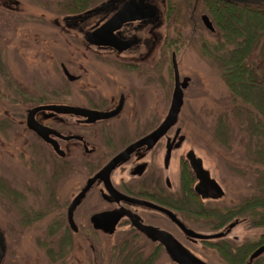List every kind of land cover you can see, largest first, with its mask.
Returning a JSON list of instances; mask_svg holds the SVG:
<instances>
[{
	"label": "flooded vegetation",
	"instance_id": "flooded-vegetation-1",
	"mask_svg": "<svg viewBox=\"0 0 264 264\" xmlns=\"http://www.w3.org/2000/svg\"><path fill=\"white\" fill-rule=\"evenodd\" d=\"M77 1L80 0H69L66 12H61V20L54 21L56 28L75 40L70 46L72 60L68 67L72 73L66 69L70 75L69 79L65 77L69 84L66 103H40L28 110L64 105L103 114L117 109L118 112L106 119L89 121L90 118L76 111L66 115L39 111L33 118L49 131V142L27 127L28 110L20 114V121L1 125L6 131L20 128L16 129L21 139L16 150L18 160L40 161L38 152L49 153L50 185L38 190L50 191L51 223L44 234L52 246L47 253L50 262L63 263L68 256L71 261L76 256L78 262L90 238L97 235L117 236L124 244L136 240L153 244L171 260L157 238L139 229L141 225L169 234L196 259V264H207L202 252L214 256L217 264H264V252L252 258L264 247V190H246L234 200L232 192L227 194L211 178L201 159L192 150H184L185 137L175 127L176 122L158 139L135 147L155 132L166 117L154 118L150 123L133 122V72L141 73L138 76L144 78L145 73L157 67L152 64L151 56L159 44L155 43V32L164 25L165 0H102L85 8L74 6ZM103 4V9L91 12ZM128 6L130 11L125 14V21L119 17L114 22ZM78 7L83 9L76 10ZM151 10H154L152 16ZM109 22H112L111 32L94 40L109 39L112 43L94 45L86 41ZM80 50L93 56L92 60L83 61L94 64L77 62ZM60 67L62 70L64 66ZM169 75L168 65L167 82ZM160 81L163 85V75ZM254 151L252 164L256 158ZM115 159L116 164L108 174H100ZM196 161L205 176L194 171ZM256 166L263 167L260 161ZM262 176L259 171L258 178ZM2 182L9 213L19 203L22 227L40 223L42 216L31 207L28 211L25 208L26 189ZM88 185L87 192L76 202ZM141 203L167 211L175 219ZM98 215H107L111 222L116 220L111 234L93 225L91 220ZM239 228L242 236L233 234ZM186 231L205 239L192 237Z\"/></svg>",
	"mask_w": 264,
	"mask_h": 264
},
{
	"label": "rangeland",
	"instance_id": "rangeland-1",
	"mask_svg": "<svg viewBox=\"0 0 264 264\" xmlns=\"http://www.w3.org/2000/svg\"><path fill=\"white\" fill-rule=\"evenodd\" d=\"M66 4L69 0H0V231L6 246L2 264H52L47 256L51 242L44 238L51 223L50 191L38 190L50 185L49 153L38 152L40 161L18 160L16 150L21 139L16 129L20 128L6 131L1 125L20 121V114L40 103H66L69 84L60 65L69 71L71 43L75 40L54 24L63 14L58 7ZM155 38L159 44L155 45L151 58L157 67L145 73L144 78L133 72V122L150 123L168 113L174 89L170 60L175 53L179 78L187 79L175 124L185 137L184 150H192L221 189L233 193L234 200L246 190H257L258 172L264 175V167L251 162L255 138L245 117L235 115L220 67L189 46L171 45V41L178 39L172 25H163L155 32ZM78 52L77 62L94 64L87 62L93 56ZM243 173L245 177L241 176ZM2 181L26 189L25 208L28 211L31 207L42 216L40 223L22 227L19 203L9 213ZM233 234L243 235L240 228ZM201 255L207 264H217L211 254ZM79 258L78 262L76 256L71 261L68 256L59 264H174L153 244L140 240L124 244L117 236L103 235L90 238Z\"/></svg>",
	"mask_w": 264,
	"mask_h": 264
},
{
	"label": "trees",
	"instance_id": "trees-1",
	"mask_svg": "<svg viewBox=\"0 0 264 264\" xmlns=\"http://www.w3.org/2000/svg\"><path fill=\"white\" fill-rule=\"evenodd\" d=\"M100 1L73 5L85 8ZM58 9L66 12L67 7ZM202 16L209 19L213 32L204 28ZM164 25H172L177 35L171 45L189 46L220 67L235 115L245 117L255 138L254 164L260 161L264 167V0H165ZM256 188L264 190V175Z\"/></svg>",
	"mask_w": 264,
	"mask_h": 264
},
{
	"label": "water",
	"instance_id": "water-1",
	"mask_svg": "<svg viewBox=\"0 0 264 264\" xmlns=\"http://www.w3.org/2000/svg\"><path fill=\"white\" fill-rule=\"evenodd\" d=\"M103 8H104V4L101 5L99 8L91 11V12H97ZM151 9H153V8H151ZM129 11H130V8L128 6L127 8L123 9V11L121 12V15L118 14L117 17H115L113 19V21L114 22L117 21V19L119 17H123L122 21H125L126 18H124V16ZM150 14L152 16L154 14V10H151ZM201 22L207 31L213 32L212 24L206 16L201 17ZM111 23L112 22H109L107 25L100 27L97 31L92 33L87 38L86 41L88 43L94 44V45H97V43H100V42H103L105 44L112 43L109 39H107V40L98 39L99 41L94 40L95 38L107 36V34H109L111 32V29H110ZM171 66H172L173 77H174V89H173V93L171 96V102H170V107H169L168 113H167L165 119L163 120L162 124L160 125V127L155 132H153L151 135H149L148 137L143 139V141H141V143H138L137 145H135V147L138 145H141L142 143H144L146 141H150V140L154 141V140L158 139L165 130L170 128L176 122L179 110H180L181 105H182L183 90L187 87V79L184 78L182 81L179 80V74L177 71V66H176V61H175L174 55H172V57H171ZM62 71H63L64 76L67 79H69L70 75L64 67H62ZM39 111H50L52 113H56V114H60V115H66V114H69L71 111H76L75 112L76 114L90 118L89 121H96V120H100V119H106V118H109V117L115 115L118 112V109L112 113H109V114L91 112V111H87V110H83V109H72V108H70L68 106H64V105L39 106V107H35V108L28 110L27 111V117H26L27 127L29 129H31L32 131H34L41 139L49 142V140L47 138V133L49 131L47 129H45L44 127H41L40 125H38L34 121V118H33L35 113H37ZM116 161H117V159L113 160L107 167H105V169L100 174L105 173V175H107L108 172L116 164ZM193 169L196 172V174H201L202 176H205V173L200 169L198 161H196L195 164H193ZM89 186L90 185H88L85 188V190H82V192L77 197L76 202L79 201L84 196V194L87 192V189L89 188ZM141 204H145V203H141ZM145 205L152 207L153 209L160 210L161 212L170 216L172 219H175L174 216L167 211L159 209V208L152 206L150 204H145ZM91 221H92L93 225L95 227H97V229L103 230L107 234L112 233L114 225L116 223V220L112 221V222L109 221L107 215L94 216ZM108 222H110V224H108ZM138 227L147 236H149V237L153 236V237L158 239L159 243L165 248V250L167 251V253L170 256V259L173 263H175V264H196V259L193 258V256H191L187 251H185L169 234L162 232V231H158V230L153 229L151 227H143L141 225H138ZM186 232L188 234H190L192 237L205 239V237L192 234L191 232H188V231H186ZM263 252H264V247L259 249L253 255L252 258L257 257L258 255H260ZM4 255H5V242H4L3 234L0 231V264H2V261L4 259Z\"/></svg>",
	"mask_w": 264,
	"mask_h": 264
}]
</instances>
